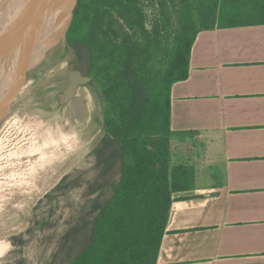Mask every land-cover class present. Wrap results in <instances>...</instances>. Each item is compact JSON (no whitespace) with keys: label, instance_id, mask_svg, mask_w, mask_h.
I'll list each match as a JSON object with an SVG mask.
<instances>
[{"label":"trees","instance_id":"16d2710c","mask_svg":"<svg viewBox=\"0 0 264 264\" xmlns=\"http://www.w3.org/2000/svg\"><path fill=\"white\" fill-rule=\"evenodd\" d=\"M251 25H264V0H77L65 41L78 62L84 53L101 99L110 140L97 164H119L120 176L87 243L72 256L66 236L59 264H157L172 195L194 180L191 166L170 165L171 87L188 78L199 32ZM61 31L54 28L59 48Z\"/></svg>","mask_w":264,"mask_h":264},{"label":"crops","instance_id":"0c3cea01","mask_svg":"<svg viewBox=\"0 0 264 264\" xmlns=\"http://www.w3.org/2000/svg\"><path fill=\"white\" fill-rule=\"evenodd\" d=\"M170 131V165L194 180L172 195L157 264H264V25L197 34Z\"/></svg>","mask_w":264,"mask_h":264},{"label":"rangeland","instance_id":"374dc122","mask_svg":"<svg viewBox=\"0 0 264 264\" xmlns=\"http://www.w3.org/2000/svg\"><path fill=\"white\" fill-rule=\"evenodd\" d=\"M167 34L170 41L173 38V27H168ZM60 43L62 45L60 53L56 55V59L49 62L47 57L52 47L45 49L41 54L43 56L34 64L35 53L29 49L32 66L30 65L22 75L17 86L18 89L16 88L11 92L8 106H5L4 103V113L1 117L4 118L10 106L14 105L13 101L18 100L17 94L19 90L21 92V89L28 93L24 95L26 97H24L25 103L23 104L27 102L31 107L38 105L37 102L28 99L29 96L33 98L32 95L40 96L44 101L48 100V104L57 114H63L72 105L75 97L66 105L61 101L62 92L68 84L67 73L74 67L85 75L86 57L82 53L83 61L78 62L75 52L67 46L64 37ZM32 68L36 69L37 72L30 74L32 77L28 81L26 76ZM59 68H61L62 73L55 77L54 73ZM84 88L93 95L95 111L92 119L98 124L104 139L99 143L92 141L91 138L87 139V142L86 140H79V154L62 178L53 187L51 184L46 185V189L30 201L26 207V216L22 221L19 224L11 222L9 227L12 233L10 235L0 233V264H51L66 236L71 237L72 256L75 255L89 239L90 222L113 195L118 182L119 167L118 165L115 167L116 174H113L112 177L104 176L102 174L103 167L97 164L95 158V154L104 147L107 139L102 128L103 107L101 99L93 80ZM40 123L41 121L38 122V124ZM19 126L20 129L21 126H25V129L29 125L26 126L25 123H22ZM20 129L16 127L14 131L10 132L17 133ZM28 131L26 130L25 133ZM80 142L84 143L80 144ZM62 179L64 180L62 181ZM90 203H95V206L88 207ZM62 259H64V252H59L54 263L59 264Z\"/></svg>","mask_w":264,"mask_h":264},{"label":"bare ground","instance_id":"6f19581e","mask_svg":"<svg viewBox=\"0 0 264 264\" xmlns=\"http://www.w3.org/2000/svg\"><path fill=\"white\" fill-rule=\"evenodd\" d=\"M8 2L0 0L1 10ZM7 11H2L4 18ZM49 47L52 49L48 52V62L56 59L60 53L55 38H45L39 44L30 45L36 57L33 63L39 53ZM29 62L32 64L30 59ZM35 72L36 69L32 68L25 78L29 81L32 77L30 74ZM61 73L59 68L54 75L58 77ZM22 90L18 91V100L13 101L14 105L10 106L6 116L0 119V233L7 235L12 233L9 227L11 222L19 224L26 216V207L40 189L59 181L67 172L79 154L74 147L78 146L79 140L87 142L91 138L92 141L101 142L104 139L98 124L92 119L95 111L93 95L84 87L78 90L72 105L63 114L54 113L48 100L44 101L40 96L28 97L38 103L34 107L27 102V105L23 104L24 95L28 93ZM22 123L29 125L25 129V126H21L24 132L19 126ZM85 124L93 127V134L85 131ZM16 127L20 129L17 133L10 132Z\"/></svg>","mask_w":264,"mask_h":264},{"label":"water","instance_id":"95a60500","mask_svg":"<svg viewBox=\"0 0 264 264\" xmlns=\"http://www.w3.org/2000/svg\"><path fill=\"white\" fill-rule=\"evenodd\" d=\"M7 1L3 8L8 9L5 19L0 14V119L4 113V103L8 106L11 92L17 88L22 75L32 65L29 62L30 45L41 42L45 33L57 26L62 27L60 41L63 37L65 40L77 6V0ZM41 54L37 60L43 56ZM67 82L61 96L65 105L81 87L91 84L92 78L73 67L67 73Z\"/></svg>","mask_w":264,"mask_h":264},{"label":"flooded vegetation","instance_id":"af4514ba","mask_svg":"<svg viewBox=\"0 0 264 264\" xmlns=\"http://www.w3.org/2000/svg\"><path fill=\"white\" fill-rule=\"evenodd\" d=\"M55 34H56V33H54L53 30H48V31L45 33V38H48V39L53 40V38H55V37H54ZM45 38H44V39H45ZM44 39H43V40H44ZM43 40H42L41 42H43ZM41 42H39V43H41ZM39 43H38V44H39ZM41 52H44V51H41ZM41 52H40V53H41ZM102 141H103V140H102ZM99 142H100V141H99ZM99 142H98V143H99ZM80 143H84V142H80ZM74 147L77 149L76 151L79 152V151H78L79 146H76V145H75ZM70 167H71V164H70ZM57 182H58V181H55V182H52V183H50V184L53 186V184H55V183H57ZM47 186H48V185H47ZM47 186L42 187V188L40 189V191H39L37 194H39V193H41L42 191H44V189H46L45 187H47Z\"/></svg>","mask_w":264,"mask_h":264}]
</instances>
